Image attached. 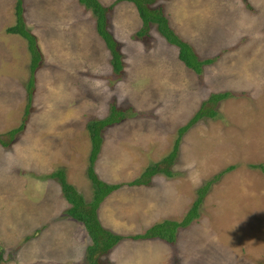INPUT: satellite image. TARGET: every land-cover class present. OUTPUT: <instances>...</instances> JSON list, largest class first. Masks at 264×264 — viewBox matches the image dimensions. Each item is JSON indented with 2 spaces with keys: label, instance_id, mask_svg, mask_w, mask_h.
Returning <instances> with one entry per match:
<instances>
[{
  "label": "rangeland",
  "instance_id": "rangeland-1",
  "mask_svg": "<svg viewBox=\"0 0 264 264\" xmlns=\"http://www.w3.org/2000/svg\"><path fill=\"white\" fill-rule=\"evenodd\" d=\"M112 1L99 0L109 7L119 73L89 9L77 0H22L41 61L23 127L9 138L26 105L29 54L22 38L23 52L6 32L15 0H0V140L7 144L0 143V264H84L89 238L66 215L69 204L49 174L61 169L90 201L88 121L104 118L111 105L124 112L101 130L93 164L100 180L124 183L164 157L178 127L219 92L228 96L212 106L216 115L201 117L180 137L171 176L156 173L147 186L122 184L97 208L103 228L139 234L179 221L195 190L217 176L197 217L171 243L122 238L104 257L107 264H264V0L153 3L199 59H213L198 74L177 59L155 24L135 35L141 22L134 6Z\"/></svg>",
  "mask_w": 264,
  "mask_h": 264
},
{
  "label": "trees",
  "instance_id": "trees-1",
  "mask_svg": "<svg viewBox=\"0 0 264 264\" xmlns=\"http://www.w3.org/2000/svg\"><path fill=\"white\" fill-rule=\"evenodd\" d=\"M78 3L89 9L94 16L95 32L103 41L105 47L110 54V65L113 73H119L122 69L121 54L117 49V42L107 29L106 24V11L108 6L102 5L99 0H77ZM125 1L131 3L137 13L141 22V27L135 32L137 36L147 34L149 24H155L156 30L168 43L177 48V59L183 63L186 68H189L195 73H200L203 65L210 64L212 58L199 59L194 53L188 43L180 39L177 34L169 27L166 17L162 14L160 7H153L156 0H113L111 5L118 2ZM22 0H15L14 3V24L6 28V32L18 34L25 40L26 49L29 54L28 63V76L26 79V105L23 112L22 120L19 125L6 132L9 138H12L15 133L20 131L23 127V121L28 113V106L31 100L34 73L41 61V54L37 48L35 37L25 27L22 16ZM228 96V92H219L210 94L204 100L199 108L187 120V122L178 127L176 130V138L173 141L171 150L162 157L159 161L146 166L140 175L128 182L124 183H106L100 180L94 169L93 164L99 152L101 143V130L114 122L119 121L125 115L124 112L115 109L113 105L109 107L108 114L102 119L90 120L86 123V132L90 142L89 153L86 165V177L90 181L92 187V195L90 201H84L83 197L69 184L64 177V172L57 169L49 174V177L56 178L61 189L62 196L67 201L69 206L66 208L65 213L74 220L80 222L89 238V243L84 250V264H107L104 257L109 250L122 238H129L132 240H144L158 238L165 242L171 243L174 241L175 233L178 228L187 226L194 218L197 217V210L200 202L203 199L210 184L217 178L207 180L195 190V199L190 205L189 209L185 212L184 216L179 221L163 220L152 224L149 228L145 229L139 234L133 235H120L113 233L100 224L97 217V207L99 203L112 191L119 188L122 184L131 185H148L151 177L156 173H163L166 176H171L169 167L173 163L177 150L180 137L194 122L203 116L213 117L216 111L212 106L217 101ZM6 145L5 142H1ZM264 173V169L260 166ZM103 257V258H102Z\"/></svg>",
  "mask_w": 264,
  "mask_h": 264
},
{
  "label": "crops",
  "instance_id": "crops-1",
  "mask_svg": "<svg viewBox=\"0 0 264 264\" xmlns=\"http://www.w3.org/2000/svg\"><path fill=\"white\" fill-rule=\"evenodd\" d=\"M47 15H48V13H45V15L43 14V16H44V18L46 19L47 18ZM165 17H166V15L165 14H163ZM50 16H51V20L50 21H53V18L54 17H56L55 15L53 16V14H50ZM14 17V16H13ZM166 19H167V17H166ZM140 20V19H139ZM167 22H168V25H169V27L171 28V24L169 23V21H168V19H167ZM177 24H178V27H179V23L178 22H176ZM13 24H14V22H13ZM12 26V25H11ZM10 27V26H9ZM172 29V28H171ZM173 30V29H172ZM174 31V30H173ZM175 32V31H174ZM10 35H14V36H16V37H18V39H19V46H20V48H21V52H23V50H24V45H23V42H22V40H21V38L22 37H20L18 34H14V33H9ZM36 36V35H35ZM34 36V37H35ZM178 36V35H177ZM179 37V36H178ZM180 38V37H179ZM23 39V38H22ZM180 39H182V38H180ZM187 39V38H186ZM24 40V39H23ZM183 40V39H182ZM25 41V40H24ZM36 41V40H35ZM183 41H185V40H183ZM186 42V41H185ZM186 43H188V41L186 42ZM189 44V43H188ZM192 46H191V45ZM189 45H190V47L192 48V47H194L193 46V44L192 43H190ZM25 46H26V44H25ZM194 48H192V50H193ZM194 51V50H193ZM195 53V52H194ZM196 54V53H195ZM197 55V54H196ZM176 56H177V52H176ZM183 64V63H182ZM27 71H28V68H27ZM36 72V71H35ZM34 75H35V73H34ZM28 76V75H27ZM22 82H24V80L22 81ZM22 82H21V85H22ZM18 84H19V81H18ZM25 85H26V82H25ZM3 147H6L7 146V144L6 145H2ZM116 183V182H115ZM150 183H151V181H150ZM149 183V184H150ZM148 184V185H149ZM138 186H147V185H138ZM101 203H102V201H101ZM98 208V207H97ZM161 240V239H160ZM163 241V240H162ZM165 242V241H164ZM168 243V242H167Z\"/></svg>",
  "mask_w": 264,
  "mask_h": 264
}]
</instances>
